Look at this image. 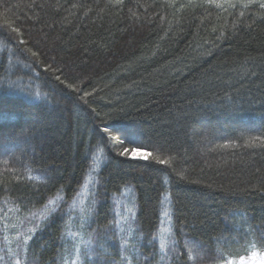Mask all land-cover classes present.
<instances>
[{
	"label": "trees",
	"instance_id": "trees-1",
	"mask_svg": "<svg viewBox=\"0 0 264 264\" xmlns=\"http://www.w3.org/2000/svg\"><path fill=\"white\" fill-rule=\"evenodd\" d=\"M261 3L0 0V211L27 223L50 200L57 209L30 233L26 264H64L71 241L59 237L85 187L90 219L79 228L72 217L71 227L94 239L85 264H215L264 252V147L253 140L264 139ZM129 129L134 143L121 141ZM133 149L170 162L132 158ZM124 205L136 215L127 211L121 261L114 222ZM165 227L178 243L160 261Z\"/></svg>",
	"mask_w": 264,
	"mask_h": 264
},
{
	"label": "snow or ice",
	"instance_id": "snow-or-ice-1",
	"mask_svg": "<svg viewBox=\"0 0 264 264\" xmlns=\"http://www.w3.org/2000/svg\"><path fill=\"white\" fill-rule=\"evenodd\" d=\"M123 0H117V3H122ZM209 2L211 3L212 0H209ZM217 7H220L221 5L217 4ZM230 7H235L234 4H230ZM247 6V5H245ZM261 8H264V3L260 4ZM13 32H16L17 34H19V29L13 27L11 29ZM21 43H23V41H21ZM33 56L36 55V52L32 53ZM45 71H47V69H45ZM61 73L63 74V70H60ZM67 79H72L71 76H67ZM55 79L57 81H59L60 84H63L64 87L66 89H69L70 92H76L77 88L71 84V83H66L65 79H61L60 75H57L55 77ZM86 95H90V93H86ZM102 131H104L102 129ZM135 136V130L134 129H129L126 133H124L121 136V141L123 142L125 139H129ZM112 139H115V137H110ZM253 140L258 141L259 142V146L264 147V139L260 138V137H254ZM129 142H135L134 139H129ZM227 145H225L226 147ZM247 146L249 147H255V143L249 141L247 142ZM142 147V146H141ZM133 152V157L132 158H137V159H141L144 161H148L149 159H151L152 161H154L156 164L159 165H167L169 164V160L168 159H162L159 155H155L153 154L151 151H143V152H137L136 149L132 150ZM118 155L121 156H127L128 155V149H125L123 152L118 153ZM98 159V157H93V162H94V166H93V170H95V168L98 166L96 165L95 161ZM29 179H32L31 176H29ZM37 179H39V177H37ZM59 199V198H57ZM165 201H167V197H165ZM54 201H49V204H53ZM56 208H50L48 205L44 206V210L37 212V213H33V216L36 217L40 223H38L36 225V229L39 230H43V223L44 222H51L52 219V215L56 212ZM72 210H75V205L72 206ZM81 225L80 227L83 228L84 227V223L90 219L91 216V212L92 209H84L81 208ZM128 212H132V209L129 208L127 209ZM117 216H119V213H116ZM135 213L132 212V216L133 218H135ZM164 217H169V220L171 222L172 217L169 216V209L167 204L165 203V211L162 214ZM127 217H122L121 219H116L115 220V227L116 229H118V232L115 233V235L119 236V250H120V258L121 261L127 260V256L125 255V251L128 248V238L131 235L133 229L131 227V225H129V227L127 229H125L123 227V223L122 221H127ZM161 223H163V221H161ZM63 227V225H62ZM30 231H33L32 229H30ZM181 231H183V228H181ZM64 233L63 235H61L59 237V239H61L62 241L67 239L68 236H70L74 241V248L76 250V257L74 259L71 260V264H85V261L87 262H91L93 259L92 253H93V245H94V239L92 236H89V238L87 240H84L82 237L79 241H76L75 238L77 236L80 235L79 232H73L71 230V227H66L64 228ZM119 233H124L123 235H119ZM167 234V235H166ZM262 236H264V233H262ZM33 237L29 236L27 237L24 241L23 244L25 246L28 245L29 240H31ZM156 240V235H153L152 240L149 241V244L152 245L154 244ZM177 240L173 237V232H172V227H165L161 229L160 235H159V247L158 250L153 252V256H159V260L160 261H164L167 259L168 257V253L166 251V249H168L169 244H171L172 246V251H175V246L177 244ZM133 248H136L137 245L133 244L132 245ZM186 247H188V251L191 253L193 251V248L191 245H186ZM83 249V251H82ZM106 251V250H105ZM252 257L254 258V260L257 259V253L256 252H252ZM145 260H149L148 257H144ZM16 264H21L20 260L16 261ZM64 264H68V260L65 259L64 260ZM224 264H234V262L232 260H225ZM241 264H244L243 259H241ZM258 264H264V254L259 255L258 257Z\"/></svg>",
	"mask_w": 264,
	"mask_h": 264
},
{
	"label": "rangeland",
	"instance_id": "rangeland-1",
	"mask_svg": "<svg viewBox=\"0 0 264 264\" xmlns=\"http://www.w3.org/2000/svg\"><path fill=\"white\" fill-rule=\"evenodd\" d=\"M139 152V151H138ZM133 156V154H132ZM93 189H89L85 187L79 196V199L74 204L75 210H72L73 215H70L71 218L67 219V226L66 227H72V217H76L78 224H81V208H84V204H86L88 197L90 194H92ZM126 200H122L121 202H125ZM50 208L55 207V205L50 204L48 205ZM118 213L120 214L119 219L122 217L128 218V212L126 205L124 206H118ZM24 223L22 219H18L13 214H11L8 211H0V264H16L17 260L21 261V264H26V246L23 244V241L29 237L30 233L34 231L36 228V225L40 222L36 217L32 216L29 219H26ZM132 219L128 218L127 221H122L123 227L125 228V225L131 224ZM80 228V226H79ZM32 229L33 231H30ZM80 233V231H79ZM81 239L80 236H77L75 238L76 241H79ZM64 241H71L70 244V256L67 252L66 259L68 260V264H71V260L76 257V250L74 248L75 241L68 236L67 239ZM68 243V242H67ZM69 251V252H70ZM252 252L257 253V259L254 260L252 257ZM250 252L246 257H242L239 259H235L233 257H227L226 255H223V260L217 261L215 264H224L225 260H232L234 264H241V259H243L244 264H258V257L261 254H264V252L259 251H252Z\"/></svg>",
	"mask_w": 264,
	"mask_h": 264
}]
</instances>
